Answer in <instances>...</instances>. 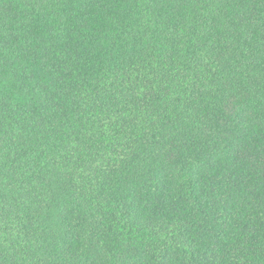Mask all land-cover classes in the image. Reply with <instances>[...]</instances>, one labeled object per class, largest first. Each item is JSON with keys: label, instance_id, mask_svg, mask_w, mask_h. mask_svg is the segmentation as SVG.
<instances>
[{"label": "trees", "instance_id": "1", "mask_svg": "<svg viewBox=\"0 0 264 264\" xmlns=\"http://www.w3.org/2000/svg\"><path fill=\"white\" fill-rule=\"evenodd\" d=\"M0 264H264V0H0Z\"/></svg>", "mask_w": 264, "mask_h": 264}]
</instances>
